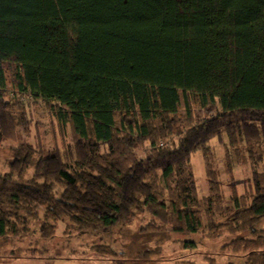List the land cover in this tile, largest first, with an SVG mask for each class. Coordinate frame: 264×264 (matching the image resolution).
<instances>
[{
	"label": "trees",
	"instance_id": "16d2710c",
	"mask_svg": "<svg viewBox=\"0 0 264 264\" xmlns=\"http://www.w3.org/2000/svg\"><path fill=\"white\" fill-rule=\"evenodd\" d=\"M26 96L41 99L72 142L11 146L0 236L28 233L32 218L48 238L65 219L100 232L147 212L143 232L237 233L229 247L264 264V0H0V147L29 133ZM214 137L228 156L244 144L252 161L251 190L240 195L232 183V206Z\"/></svg>",
	"mask_w": 264,
	"mask_h": 264
},
{
	"label": "rangeland",
	"instance_id": "374dc122",
	"mask_svg": "<svg viewBox=\"0 0 264 264\" xmlns=\"http://www.w3.org/2000/svg\"><path fill=\"white\" fill-rule=\"evenodd\" d=\"M27 109L32 120L29 133H20L17 140H7L0 147V174L9 170L12 158L11 146L27 141L45 149L63 148V141L72 142L71 131L65 137L60 134L58 123L41 99L26 96ZM225 140V139H224ZM215 167L220 174L225 195V204L233 205L230 199L232 183L240 195L248 194L252 187V161L246 147L240 144L237 150L226 154L225 147L217 137L211 140ZM150 147L145 143L137 149L138 156H146ZM200 197L209 193L206 166L201 151L192 157ZM264 171V162L259 165ZM234 177L229 176L230 170ZM33 174V167L26 172L24 181ZM250 201V197H248ZM151 215L140 213L132 222L122 223L104 231H78L69 220L59 222L52 237L40 234L39 218H32L30 231L20 235L0 236V264H245L247 252L234 251L230 241L237 233L224 231L216 238H209L203 232L178 233L173 231H142ZM205 223H207L205 219ZM256 228L264 233V218ZM246 237L256 238L250 232ZM100 244L110 245L116 255L98 252Z\"/></svg>",
	"mask_w": 264,
	"mask_h": 264
}]
</instances>
